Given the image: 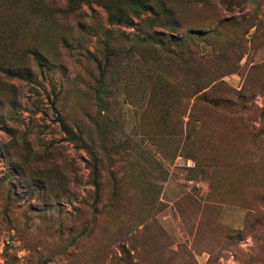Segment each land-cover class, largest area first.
<instances>
[{"label": "rangeland", "instance_id": "374dc122", "mask_svg": "<svg viewBox=\"0 0 264 264\" xmlns=\"http://www.w3.org/2000/svg\"><path fill=\"white\" fill-rule=\"evenodd\" d=\"M0 264H264V0H0Z\"/></svg>", "mask_w": 264, "mask_h": 264}, {"label": "trees", "instance_id": "16d2710c", "mask_svg": "<svg viewBox=\"0 0 264 264\" xmlns=\"http://www.w3.org/2000/svg\"><path fill=\"white\" fill-rule=\"evenodd\" d=\"M139 6H140V9H139L138 12L136 13V15H138V14H145V13H153V11L151 10V8H150L147 4H145V3H141ZM109 20H110L111 22H113V23H116V24H121V25H125V26L130 25V20H129V18H127L126 16H123L121 13H118L117 16H112V17H110ZM177 42H178V41H177ZM160 43H161V42H160ZM164 43H165V42H164ZM164 43H163V44H164ZM178 44H179V43H177V44L173 43V45H176V46H178ZM203 97H205V96H203ZM57 120L59 121V123H60V125H61L63 131H64L65 133H67L66 130H65V127L63 126V122H62V120L59 118V116H57ZM94 186L96 187L97 185L95 184Z\"/></svg>", "mask_w": 264, "mask_h": 264}]
</instances>
